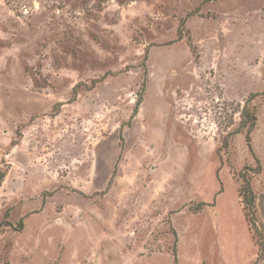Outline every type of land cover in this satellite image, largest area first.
Listing matches in <instances>:
<instances>
[{"label":"rangeland","instance_id":"rangeland-1","mask_svg":"<svg viewBox=\"0 0 264 264\" xmlns=\"http://www.w3.org/2000/svg\"><path fill=\"white\" fill-rule=\"evenodd\" d=\"M245 165L264 0H0V264H264Z\"/></svg>","mask_w":264,"mask_h":264},{"label":"trees","instance_id":"trees-1","mask_svg":"<svg viewBox=\"0 0 264 264\" xmlns=\"http://www.w3.org/2000/svg\"><path fill=\"white\" fill-rule=\"evenodd\" d=\"M256 115L248 105L244 106L240 112V121L238 124V132L245 130L246 136L253 130L256 124ZM255 171L250 166H243L238 173L240 184L237 187L238 201L241 205L243 216L245 221L249 224L250 230H252V238L255 241L258 251L264 248V236L261 237L258 229L255 227L257 222V200H259V194L256 193L251 186V177ZM4 173H0V181L3 179Z\"/></svg>","mask_w":264,"mask_h":264}]
</instances>
